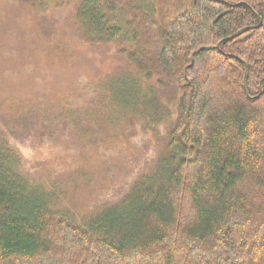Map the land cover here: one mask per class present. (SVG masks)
Returning a JSON list of instances; mask_svg holds the SVG:
<instances>
[{
	"label": "trees",
	"instance_id": "16d2710c",
	"mask_svg": "<svg viewBox=\"0 0 264 264\" xmlns=\"http://www.w3.org/2000/svg\"><path fill=\"white\" fill-rule=\"evenodd\" d=\"M13 1L128 68L0 96V264H264V0Z\"/></svg>",
	"mask_w": 264,
	"mask_h": 264
},
{
	"label": "rangeland",
	"instance_id": "374dc122",
	"mask_svg": "<svg viewBox=\"0 0 264 264\" xmlns=\"http://www.w3.org/2000/svg\"><path fill=\"white\" fill-rule=\"evenodd\" d=\"M2 31L5 38L0 39V49L10 51V55L2 53L0 57V96L3 94V97L18 95L26 99L43 89L83 94L88 85L117 76L121 73L118 71L128 68L111 48L88 46L81 41L74 24L73 7L36 16L28 6L0 0V33ZM7 71L15 74L11 82L6 78ZM57 146L59 144L53 145L52 153L55 147L60 154L67 152L64 146ZM78 148L77 143H72L66 155L89 159L87 152L79 153ZM125 174L120 171L119 180Z\"/></svg>",
	"mask_w": 264,
	"mask_h": 264
}]
</instances>
